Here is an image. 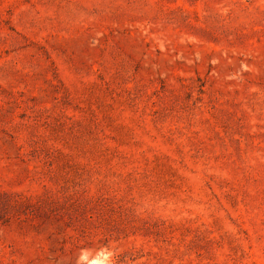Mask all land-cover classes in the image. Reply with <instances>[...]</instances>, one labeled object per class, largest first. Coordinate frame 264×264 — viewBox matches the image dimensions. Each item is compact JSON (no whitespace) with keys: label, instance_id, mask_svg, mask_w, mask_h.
<instances>
[{"label":"rangeland","instance_id":"obj_1","mask_svg":"<svg viewBox=\"0 0 264 264\" xmlns=\"http://www.w3.org/2000/svg\"><path fill=\"white\" fill-rule=\"evenodd\" d=\"M0 264H264V0H0Z\"/></svg>","mask_w":264,"mask_h":264}]
</instances>
